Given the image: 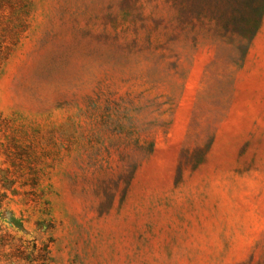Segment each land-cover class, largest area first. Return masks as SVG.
<instances>
[{
    "label": "rangeland",
    "instance_id": "rangeland-1",
    "mask_svg": "<svg viewBox=\"0 0 264 264\" xmlns=\"http://www.w3.org/2000/svg\"><path fill=\"white\" fill-rule=\"evenodd\" d=\"M0 264H264V0H0Z\"/></svg>",
    "mask_w": 264,
    "mask_h": 264
},
{
    "label": "trees",
    "instance_id": "trees-1",
    "mask_svg": "<svg viewBox=\"0 0 264 264\" xmlns=\"http://www.w3.org/2000/svg\"><path fill=\"white\" fill-rule=\"evenodd\" d=\"M18 1H22V0H18ZM19 9L21 10V6H19L18 9H16V11H17V12H20Z\"/></svg>",
    "mask_w": 264,
    "mask_h": 264
}]
</instances>
